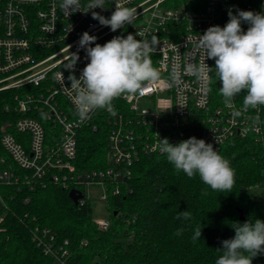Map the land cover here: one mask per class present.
<instances>
[{
	"label": "built area",
	"instance_id": "built-area-1",
	"mask_svg": "<svg viewBox=\"0 0 264 264\" xmlns=\"http://www.w3.org/2000/svg\"><path fill=\"white\" fill-rule=\"evenodd\" d=\"M116 2L105 0V9L88 11L89 0H80V11L68 17L59 8L60 0H0V91L20 90L27 86L35 89L17 92L12 97V104L4 107L6 111L18 114L12 123L13 129L24 137L18 140L12 133L1 134L0 145L16 169H0V183L36 181L45 186L46 178H49L64 189L79 191L80 205L89 203L88 186L102 185L106 193L101 200L106 203L108 193L112 196L120 194L119 184L130 176L129 167L139 158V150L161 154L158 138L167 136L173 142L186 140V129L197 124V114L202 115L200 139L211 143L220 155L228 139L246 136L254 137L264 154V106L243 111L240 117L233 118L232 109L225 105L221 96L217 105L211 108L215 72L210 73L211 91L208 92L195 74V68L204 60L202 52L196 49L197 41L210 26H221V0H203L202 5L195 4L192 8L174 6L171 0H120L124 6L137 9V18L133 24L112 32L110 27L93 19L92 12L110 18ZM246 9L264 13V0ZM84 32L96 36V43L101 45L115 36L126 37L128 34H136V39L141 41L150 42L155 38V50L150 59L159 71V80L155 83L146 81L142 93L114 99L112 113L97 109L82 121L72 100L75 92L70 89L68 76L74 74L79 78L89 62L86 52L79 50L80 59L74 73L64 67L71 62V54L77 53ZM205 63L215 67L214 60L206 59ZM159 94L167 95L168 99L157 100L154 113L138 110L140 99L156 98ZM115 100L128 108L129 117L124 118L125 115L116 109ZM242 107L243 103L235 98L234 108L241 110ZM30 112L42 113L58 129L54 144H45L44 126L36 117L28 116ZM98 114L109 123L111 166L76 174L77 131L84 125L96 129L94 122ZM255 117H259L258 124L254 123ZM0 163H4L3 158ZM18 170L27 173L20 175ZM108 183L112 185L111 189H107ZM94 224L99 230H106L109 220L94 219ZM33 240L45 254L53 255L58 264H65L66 252L59 248V256L54 253L51 248L53 236L47 230L38 232L36 229Z\"/></svg>",
	"mask_w": 264,
	"mask_h": 264
},
{
	"label": "trees",
	"instance_id": "trees-1",
	"mask_svg": "<svg viewBox=\"0 0 264 264\" xmlns=\"http://www.w3.org/2000/svg\"><path fill=\"white\" fill-rule=\"evenodd\" d=\"M259 0H221L220 23L229 20L228 11H252ZM174 6L192 8L203 0H171ZM247 23H242L246 31ZM219 79L213 75V108L220 100ZM27 86L20 90L0 91V136L12 133L16 139L24 135L15 132L13 121L18 114L5 110L12 104V97L19 91L35 90ZM37 89V88H36ZM245 92L237 95L243 103ZM124 118L129 117L123 102L114 101ZM44 126L45 144H54L58 129L42 113L30 112ZM202 115L197 114V124L186 129L187 138L200 139ZM96 129L84 125L77 131V150L74 158L75 172L105 169L109 160V123L98 114ZM137 132L138 129H136ZM169 142L176 144L179 141ZM24 145H26L24 143ZM139 158L130 167V176L120 182V194L108 193L106 210L109 227L99 230L94 224L93 209L89 203L74 205L64 189L46 178V185L36 181L17 184L0 183V264H58L55 257L45 254L33 240V233L47 230L53 236L51 248L55 254L66 252L65 264H215L222 254L221 241L233 238V223L248 220H264V154L252 136L233 137L222 148V156L235 170V186L232 192H215L204 185L199 177L188 178L176 172L166 156L139 150ZM2 168H16L0 145ZM22 175L26 171L18 170ZM112 185L108 183L107 189ZM207 192V195L203 193ZM189 211V220L177 219L183 211ZM202 229L200 240H193L194 230ZM182 229L181 235H176ZM252 264H264V255H258Z\"/></svg>",
	"mask_w": 264,
	"mask_h": 264
},
{
	"label": "clouds",
	"instance_id": "clouds-1",
	"mask_svg": "<svg viewBox=\"0 0 264 264\" xmlns=\"http://www.w3.org/2000/svg\"><path fill=\"white\" fill-rule=\"evenodd\" d=\"M80 7V0H60L59 3V8L68 17L80 11ZM87 8L88 11L105 9V0H89ZM228 16L225 26H210L199 36L196 49L202 52L204 60L195 68V74L208 92L211 91L210 73L215 72L221 84L219 94L225 105L232 109V117L237 118L243 111L264 106V13L237 9L236 14H233L229 9ZM92 18L116 32L134 23L137 9L126 7L117 0L110 18L95 11L92 12ZM242 23L249 25L246 31ZM96 40V36L84 32L79 39L77 53L71 54V62L64 67L74 73L80 59L79 50L86 52L89 62L79 78L74 74L68 76L70 89L75 92L72 100L82 121L97 109L112 113L114 99L142 93L146 81L155 83L160 77L150 59L151 52L155 50V38L150 42L141 41L136 39V34H128L126 37L115 36L103 45L96 43ZM206 59L214 60L215 67H209L205 63ZM61 77L64 85L62 72ZM242 92L246 93L243 107L236 110L234 100ZM254 123H259V117L254 118ZM158 141L159 152L166 156L176 172H183L188 178L198 176L212 191L232 192L236 183L235 170L211 143L196 137L176 144L170 143L168 138H158ZM203 194L207 195V192ZM176 218L189 220L191 213L183 211ZM231 227L235 235L221 241L222 248L217 250L222 254L215 264H252L255 257L264 255V220H248L242 224L236 222ZM175 234L181 235L182 229H178ZM201 235L202 229L197 227L192 238L200 240Z\"/></svg>",
	"mask_w": 264,
	"mask_h": 264
},
{
	"label": "rangeland",
	"instance_id": "rangeland-1",
	"mask_svg": "<svg viewBox=\"0 0 264 264\" xmlns=\"http://www.w3.org/2000/svg\"><path fill=\"white\" fill-rule=\"evenodd\" d=\"M168 96L165 94H159L156 98H143L140 99L137 105L138 110H148L151 113L155 112V104L157 100L166 101ZM105 188L102 185L88 186L86 188V194L89 199V204L91 205L93 212V218H107L108 212L106 210V205L101 196L105 194ZM2 209V201L0 199V210Z\"/></svg>",
	"mask_w": 264,
	"mask_h": 264
},
{
	"label": "water",
	"instance_id": "water-1",
	"mask_svg": "<svg viewBox=\"0 0 264 264\" xmlns=\"http://www.w3.org/2000/svg\"><path fill=\"white\" fill-rule=\"evenodd\" d=\"M68 196L74 205H77L78 200L82 197L80 192L77 190H70Z\"/></svg>",
	"mask_w": 264,
	"mask_h": 264
}]
</instances>
